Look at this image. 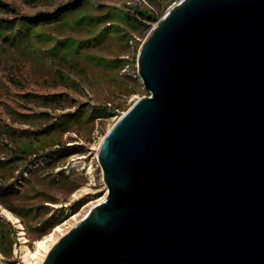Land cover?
<instances>
[{"label": "water", "instance_id": "95a60500", "mask_svg": "<svg viewBox=\"0 0 264 264\" xmlns=\"http://www.w3.org/2000/svg\"><path fill=\"white\" fill-rule=\"evenodd\" d=\"M138 69L107 195L42 264H264V0L178 1Z\"/></svg>", "mask_w": 264, "mask_h": 264}, {"label": "rangeland", "instance_id": "374dc122", "mask_svg": "<svg viewBox=\"0 0 264 264\" xmlns=\"http://www.w3.org/2000/svg\"><path fill=\"white\" fill-rule=\"evenodd\" d=\"M177 1L0 0V264L105 199L97 151L150 95L139 50Z\"/></svg>", "mask_w": 264, "mask_h": 264}, {"label": "bare ground", "instance_id": "6f19581e", "mask_svg": "<svg viewBox=\"0 0 264 264\" xmlns=\"http://www.w3.org/2000/svg\"><path fill=\"white\" fill-rule=\"evenodd\" d=\"M180 1V0H179ZM80 166V164H79ZM104 201L102 199L101 203ZM100 204V203H99ZM58 228L55 229V231ZM52 242V244H48V242ZM57 240H54L52 234L49 236L44 237L36 242L35 251H31L30 248L27 246L28 239L24 238L23 241V251L25 254V261L24 263L30 264V260L41 259L42 263L44 262L45 258L47 257L48 253L50 252L51 248L56 244ZM19 264V263H18Z\"/></svg>", "mask_w": 264, "mask_h": 264}, {"label": "built area", "instance_id": "2783aa9c", "mask_svg": "<svg viewBox=\"0 0 264 264\" xmlns=\"http://www.w3.org/2000/svg\"><path fill=\"white\" fill-rule=\"evenodd\" d=\"M177 2H178V1H177ZM177 2H173L172 5L170 6V8H171L172 6H174ZM170 8H169V9H170Z\"/></svg>", "mask_w": 264, "mask_h": 264}]
</instances>
